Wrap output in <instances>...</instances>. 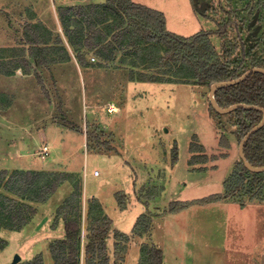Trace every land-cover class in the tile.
Returning <instances> with one entry per match:
<instances>
[{
	"label": "rangeland",
	"instance_id": "obj_1",
	"mask_svg": "<svg viewBox=\"0 0 264 264\" xmlns=\"http://www.w3.org/2000/svg\"><path fill=\"white\" fill-rule=\"evenodd\" d=\"M135 2L165 13L168 30L184 37L215 30L216 23L201 14L210 6L208 14L214 15L222 3L196 0L198 13L193 0ZM59 3L0 0V59L9 61L25 46L24 26L29 23L40 32L46 49L54 38H64L55 49L57 63L33 64L30 74L0 73V170L78 175L84 212L97 199L113 220L107 238L112 264L116 250L122 264H137L138 259L140 264L146 244L163 249V264H264V200L242 193L213 205L169 212L171 202L223 193L240 160L236 128L211 112L210 88L178 83L176 68L164 73L147 64L126 67L119 62L103 67L96 62L99 58L92 61L95 55L87 67L79 65L65 41L67 13ZM222 16L219 11L217 18ZM78 17L83 25V15ZM258 18H252V30L261 34L264 24L256 23ZM214 44L219 46V39L214 38ZM139 74L168 80L131 79ZM194 136L214 158L206 166L189 164ZM199 167H207L206 172H196ZM73 189L71 181L66 182L46 203L28 201L37 212L24 229L0 232V264H26L38 256L43 264H54L50 245L64 237L58 208ZM141 217L151 220L153 230L134 235ZM117 232L129 235V242L117 247ZM17 256L20 260L14 263Z\"/></svg>",
	"mask_w": 264,
	"mask_h": 264
},
{
	"label": "trees",
	"instance_id": "obj_2",
	"mask_svg": "<svg viewBox=\"0 0 264 264\" xmlns=\"http://www.w3.org/2000/svg\"><path fill=\"white\" fill-rule=\"evenodd\" d=\"M221 1L218 3L219 11L223 14L220 19L217 18L219 11H215L214 15L208 14L209 9L213 8L210 6L201 14L215 22L216 29L201 31L190 37L170 32L164 13L133 0H107L103 4L61 7L67 13L65 41L81 66L87 67L90 58L95 55L91 59L95 58L96 61L99 58L96 62L103 67H111L109 64L119 62L121 65L125 63L126 67H143L147 64L150 68H163L164 73L176 68L174 75L178 83L193 82L211 89L213 84L239 79L251 69H264V31L257 34L251 24L257 14L259 18L256 23L264 24V0H225L227 6L223 5L224 0ZM193 2L199 13L198 2ZM78 14L84 17L83 25ZM24 37L23 42L28 48L22 46L19 53L9 61L0 59V73L5 76H12L17 71L30 74L33 64L45 66L58 62V51L55 49L64 43L62 36L54 38L52 46L46 49L41 46L40 32L29 23L24 26ZM214 38L219 39V46L214 44ZM133 58L136 60L130 62ZM36 76L48 94L42 78L39 74ZM166 78L158 79L145 74L131 77L132 80L150 82H164L168 80ZM215 98L223 109L239 104L264 109V74L254 73L237 85L219 89ZM210 110L221 121L224 118L232 121L240 141L263 118V113L256 109L240 108L221 115L210 104ZM194 140L189 148L192 154L189 164L205 165L213 161L214 158L207 154L206 148L198 143L197 136H194ZM245 155L253 167L264 166V127L248 140ZM177 160L178 157H175L173 163ZM206 170L207 167L195 169L196 172ZM70 181L73 192L58 208V214L64 222V237L50 245L54 264H112L107 238L113 220L105 214L97 199L89 202L84 212L83 185L78 175L0 170V232L23 230L37 212L36 207L28 201L46 203L63 184ZM242 193L250 196L251 200H264V173L249 171L240 159L225 181L223 193L196 201L171 202L169 212L175 214L192 205L218 203ZM121 205H124L123 202ZM84 215L87 225L84 223ZM152 230L151 220L141 217L134 227V235L149 234ZM115 238L117 247L119 242L130 240L129 235L121 232H117ZM115 256L114 264H122L119 250H116ZM26 264H43V260L38 256ZM140 264H163V251L154 244L144 245Z\"/></svg>",
	"mask_w": 264,
	"mask_h": 264
},
{
	"label": "water",
	"instance_id": "obj_3",
	"mask_svg": "<svg viewBox=\"0 0 264 264\" xmlns=\"http://www.w3.org/2000/svg\"><path fill=\"white\" fill-rule=\"evenodd\" d=\"M254 73L264 74V69H262V68H254V69H251L248 72H246L239 79H236V80H233V81H228V82H221V83L213 84L211 89H210V93H209V101H210V104L212 105L213 109L217 113H219L221 115L230 114V113H232V112H234V111H236L237 109H240V108L256 109V110H260L263 113L262 121L256 127H254L241 140L240 145H239V156H240V159L243 161V163L245 164V166L247 167V169L249 171H251L253 173H264V166L263 167H253L252 165H250V163L247 160L246 155H245V145L248 142V140L251 138L252 135H254L256 132L260 131L264 127V109H262L260 107H256V106H247V105H243V104L233 105V106H231L229 108L223 109V108H221L219 106V104H218V102L216 101V98H215V93H216L217 90L237 85V84L243 82L244 80H246L249 76H251ZM19 260H20V257L17 256L15 261H14V263H17Z\"/></svg>",
	"mask_w": 264,
	"mask_h": 264
},
{
	"label": "crops",
	"instance_id": "obj_4",
	"mask_svg": "<svg viewBox=\"0 0 264 264\" xmlns=\"http://www.w3.org/2000/svg\"><path fill=\"white\" fill-rule=\"evenodd\" d=\"M87 0H60V5L61 6H65V7H75V6H78V5H89V3L86 2ZM91 1V0H90ZM135 2V0H133ZM135 3H138V2H135ZM93 4H98V3H93ZM99 4H103V3H99ZM138 4H141V3H138ZM144 5V4H142ZM147 6V5H145ZM148 7V6H147ZM151 8V7H149ZM153 9V8H152ZM163 13V12H162ZM165 17H166V14L164 13ZM166 22H167V18H166ZM167 24V23H166ZM168 28V27H167ZM224 201H228V200H223L221 202H224ZM219 203V202H218ZM213 204H216V203H211V204H207V205H204V206H209V205H213ZM170 218V216L168 217ZM157 246V244H154ZM159 248H161L159 245H158ZM162 249V248H161ZM163 250V249H162ZM164 252V251H163ZM112 259V258H111ZM113 262V260H112ZM139 262V259L137 261V264Z\"/></svg>",
	"mask_w": 264,
	"mask_h": 264
},
{
	"label": "built area",
	"instance_id": "obj_5",
	"mask_svg": "<svg viewBox=\"0 0 264 264\" xmlns=\"http://www.w3.org/2000/svg\"><path fill=\"white\" fill-rule=\"evenodd\" d=\"M92 61L95 62V58H93ZM94 175H95V176H98V173L95 172Z\"/></svg>",
	"mask_w": 264,
	"mask_h": 264
}]
</instances>
